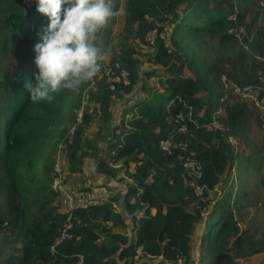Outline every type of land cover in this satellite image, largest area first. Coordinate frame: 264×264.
<instances>
[{
    "label": "trees",
    "instance_id": "trees-1",
    "mask_svg": "<svg viewBox=\"0 0 264 264\" xmlns=\"http://www.w3.org/2000/svg\"><path fill=\"white\" fill-rule=\"evenodd\" d=\"M124 9L116 48L111 46L106 59L117 63L116 73L126 70L129 82L116 81L109 88L104 78L97 80L89 94L92 106L62 153L66 172H81L84 159L92 158L98 172L124 189L74 209L68 235L61 238L67 213L57 203L50 172L57 143L75 119L84 82L60 89L52 101H31L24 82L33 79L31 50L46 17L37 11L24 15L20 0H0V194L6 195L0 264H174L177 258L186 264H237L238 258L264 252V236L254 239L235 219V202L244 189H234L236 154L226 140L227 134L247 137L253 101L228 88L220 102L222 76L238 86L264 84V61L257 60L264 58V0H124ZM253 11L252 22L257 13L261 20L250 33L244 22ZM39 24L38 30L30 29ZM206 36L216 40L218 55L198 61L187 50ZM142 47L148 50L141 56L157 67L144 76ZM152 76L157 85L148 83ZM140 82L147 96L111 126L113 103ZM217 108L214 117L224 130L207 125ZM180 111L186 128L176 133L173 120ZM91 121L98 125L94 136L85 133ZM170 133L186 150L160 147V139ZM189 151L199 164L195 180L184 165ZM255 264H264V256Z\"/></svg>",
    "mask_w": 264,
    "mask_h": 264
},
{
    "label": "clouds",
    "instance_id": "clouds-1",
    "mask_svg": "<svg viewBox=\"0 0 264 264\" xmlns=\"http://www.w3.org/2000/svg\"><path fill=\"white\" fill-rule=\"evenodd\" d=\"M46 17L33 44L35 71L24 82L31 101H52L60 89L89 81L107 54L98 33L116 15L113 0H34Z\"/></svg>",
    "mask_w": 264,
    "mask_h": 264
},
{
    "label": "rangeland",
    "instance_id": "rangeland-1",
    "mask_svg": "<svg viewBox=\"0 0 264 264\" xmlns=\"http://www.w3.org/2000/svg\"><path fill=\"white\" fill-rule=\"evenodd\" d=\"M113 4L116 5V15L113 16V20L110 18L109 22L100 30L98 33L100 39L103 41V44L107 47L108 51L105 55V58L109 59L111 54V46L116 48V42L118 40V35L121 31V27L123 24V18L125 14L124 9V0H113ZM255 14L253 11L251 14H249L244 24L247 26H250L251 32L255 30L257 24L261 20V16L259 13H257V17L252 22V17ZM4 17L3 14H1V19ZM244 44L248 41H242ZM216 40L210 36H206L200 39V43H193L189 46V49L187 50V53L189 56H193V58H197L198 61H200V58H212L218 55V48L215 44ZM226 51L228 48L223 47ZM148 48L142 47L138 50V54L141 56L143 52L147 51ZM32 53L34 54L33 48ZM223 53H226L223 51ZM230 54V52H229ZM13 57V52H12ZM142 57V56H141ZM106 59V60H107ZM257 60L264 61V58L257 57ZM141 66L140 71L142 72L143 76L145 72H151L157 69V67L149 65L145 57L141 59ZM15 63V62H14ZM149 80V79H148ZM156 84L157 78L152 76L150 77V85ZM264 85V84H263ZM161 89V87L159 86ZM264 92L260 93V97L263 98ZM70 95L68 99L66 100V103L64 105V114L67 113L69 110L70 102H71ZM91 101H88V104L86 105L87 108H91ZM90 106V107H89ZM251 110L253 112L252 114V123L250 119V126L248 130V134L246 138L242 139L237 135L239 139V144L237 152H234L236 154L235 156V164L233 165L234 168H232V174L236 175L234 180V189L237 188H243L244 189V195L243 198L238 199L235 202L234 210H235V219L238 222L240 228L246 232H248L249 235H251L254 239H258L264 236V130H262L260 123L258 121L256 122V119L253 120V117H255V114L259 112V108L253 103ZM70 115V113H69ZM258 116V115H257ZM251 118V117H250ZM97 121L96 122H90L86 129L85 133L88 136H94L96 132L95 128L97 127ZM68 179L72 185L81 184L85 180L88 181L89 186L93 188L92 184V176L89 175V173H82L76 175V178L73 179V177L69 174ZM226 187L228 186V180H226ZM77 182V183H76ZM218 192L221 193L222 189L221 187L218 188ZM218 193V194H219ZM58 199V198H57ZM6 201V195L5 193L0 194V211L2 212L4 210V203ZM58 205L60 204L59 201H57ZM203 228V225H199V230ZM196 238H198V233L196 235ZM197 242L194 245V248L196 250ZM198 252V250H197ZM264 256V252H260L257 254H254L252 256L238 258L237 264H255L257 261L260 260L261 257Z\"/></svg>",
    "mask_w": 264,
    "mask_h": 264
},
{
    "label": "built area",
    "instance_id": "built-area-1",
    "mask_svg": "<svg viewBox=\"0 0 264 264\" xmlns=\"http://www.w3.org/2000/svg\"><path fill=\"white\" fill-rule=\"evenodd\" d=\"M23 5V13L24 15H32L35 10L34 0H20ZM44 18L41 19L43 22ZM39 25L31 26L30 29L38 30ZM243 30L242 27L238 28V31H235L234 34L239 37V33ZM169 28L166 29V33L168 34ZM150 41L154 39V33L149 34ZM117 63L111 65L106 58L101 61V68L97 72V74L89 81H84V85L81 90L79 105L75 111V119L68 126L67 133L64 137L57 143L56 150L53 156V164L50 172V185L51 188L57 193V198L59 200L60 206L67 213L66 223L64 228L61 231V238L67 236V229L71 226L70 215L71 212L76 208H87L88 206L95 204L98 202L97 197L94 194V190L89 186L88 181H84L81 184L72 185L68 179V175L66 171L62 167V153L66 148V140L69 139L73 133L75 128L82 123V116L86 105L89 101V94L91 91H95L97 87V80L103 79L109 88L114 87V82L122 80L125 84L129 82L128 80V72L124 69H119V72L116 73L115 68L117 67ZM222 83L224 86L223 94L220 96V102H222L226 98V90L228 88H232L233 93L239 94L240 98H246L253 101V103L259 108L258 122L262 130H264V96L260 97V93L264 92V85H242L238 86L233 82L227 80L224 76H222ZM220 108L214 110L212 114L211 120L207 123V125L213 126L214 128H220L224 130V126L215 120L214 114L218 113ZM174 122H177V132H182L186 128V120L184 114L180 111L175 114ZM175 133H170L168 136L160 139L159 145L165 151H170L172 147L179 148L181 150H186V144L183 142H175L173 138ZM227 142L232 146L233 152H237L240 150L238 148L239 139L237 136L232 134H227L226 136ZM192 152L189 151L188 154L184 158V165L187 167V176L195 180V178L199 175V164L191 158ZM195 191L198 194L203 193V188L197 185L195 182ZM219 193V192H217ZM5 224V223H4ZM3 224V225H4ZM2 225V226H3ZM174 264H186L183 262L182 258H177ZM195 264V263H189Z\"/></svg>",
    "mask_w": 264,
    "mask_h": 264
},
{
    "label": "crops",
    "instance_id": "crops-1",
    "mask_svg": "<svg viewBox=\"0 0 264 264\" xmlns=\"http://www.w3.org/2000/svg\"><path fill=\"white\" fill-rule=\"evenodd\" d=\"M149 80H148V83H150ZM140 85H141V82L135 86L134 90L131 93L126 94L123 98L115 100V102L112 105V123H111V126H118L125 110L129 106L133 105L140 98H144L147 96V93L144 91V88L142 87L143 89H141ZM153 85H154V83H153ZM155 85H157V83ZM67 114H68V111L65 114V117H67ZM250 119H251V123H252V117ZM96 131H97V127L95 128L94 132H96ZM44 155H45V152H44ZM62 163H63V165L65 164L63 158H62ZM66 173L71 175L73 177V179L76 178V175H78V174L89 173V175L92 176V184H93L92 189L94 190V194L98 200L105 199L108 195H110L111 193H114L116 190H121V192H123V189H124L123 183L118 182L116 179H114V178H112L106 174L98 172L96 167H95L94 160L92 158H85L84 159V163L82 165V171L81 172H66ZM126 180L130 181L129 179H126ZM126 180H124V182ZM151 211L153 212L154 210H151ZM127 219H128V217L125 216L126 221H127ZM193 253H194V256L198 255L197 246H196V250H195V248L193 249Z\"/></svg>",
    "mask_w": 264,
    "mask_h": 264
},
{
    "label": "water",
    "instance_id": "water-1",
    "mask_svg": "<svg viewBox=\"0 0 264 264\" xmlns=\"http://www.w3.org/2000/svg\"><path fill=\"white\" fill-rule=\"evenodd\" d=\"M119 205H122V202L121 201L119 202Z\"/></svg>",
    "mask_w": 264,
    "mask_h": 264
}]
</instances>
